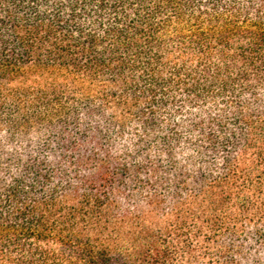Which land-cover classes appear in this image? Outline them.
Segmentation results:
<instances>
[{
    "label": "trees",
    "instance_id": "trees-1",
    "mask_svg": "<svg viewBox=\"0 0 264 264\" xmlns=\"http://www.w3.org/2000/svg\"><path fill=\"white\" fill-rule=\"evenodd\" d=\"M0 264H264V0H0Z\"/></svg>",
    "mask_w": 264,
    "mask_h": 264
}]
</instances>
